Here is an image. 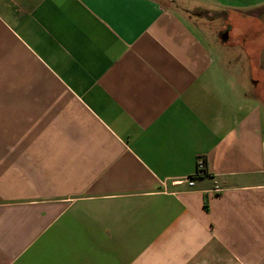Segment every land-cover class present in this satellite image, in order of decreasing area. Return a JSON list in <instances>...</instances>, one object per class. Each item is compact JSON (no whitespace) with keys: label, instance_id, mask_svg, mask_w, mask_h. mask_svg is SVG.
Instances as JSON below:
<instances>
[{"label":"crops","instance_id":"1","mask_svg":"<svg viewBox=\"0 0 264 264\" xmlns=\"http://www.w3.org/2000/svg\"><path fill=\"white\" fill-rule=\"evenodd\" d=\"M0 264H264V0H0Z\"/></svg>","mask_w":264,"mask_h":264},{"label":"built area","instance_id":"2","mask_svg":"<svg viewBox=\"0 0 264 264\" xmlns=\"http://www.w3.org/2000/svg\"><path fill=\"white\" fill-rule=\"evenodd\" d=\"M207 175L206 167H205V159L200 158L197 163V170L194 176L189 178L188 180V185L192 187L194 185L193 179L198 178V177H203Z\"/></svg>","mask_w":264,"mask_h":264}]
</instances>
